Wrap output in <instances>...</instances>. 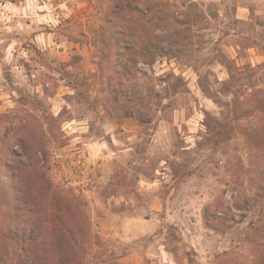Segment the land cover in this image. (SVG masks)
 Listing matches in <instances>:
<instances>
[{"label": "rangeland", "instance_id": "obj_1", "mask_svg": "<svg viewBox=\"0 0 264 264\" xmlns=\"http://www.w3.org/2000/svg\"><path fill=\"white\" fill-rule=\"evenodd\" d=\"M5 35L45 67L41 98L11 93L40 115L0 109V264H57L60 243L79 264H264V0H0Z\"/></svg>", "mask_w": 264, "mask_h": 264}, {"label": "crops", "instance_id": "obj_2", "mask_svg": "<svg viewBox=\"0 0 264 264\" xmlns=\"http://www.w3.org/2000/svg\"><path fill=\"white\" fill-rule=\"evenodd\" d=\"M12 5L15 7H22V9L29 8L32 10L30 11L31 14L29 20L31 24L29 25L36 23L38 26L39 23H42V21L49 16V12L45 10V5H42L41 3H37L36 5L31 3H13ZM5 36V44L0 47L4 53L2 56L0 54V109L11 111L15 108H21L25 111V116H30V111H34L37 115H40L38 105H32L24 99L22 101L17 100V97H20L21 95H33V97L41 98L44 84L39 78L30 79L28 72H30L31 77H38L36 75L42 73V69L45 67L41 60L43 54L39 55V52H37V55L31 56V52L28 54L27 51H23L25 54H21L22 51H18L15 54L13 52L14 57L13 55L12 57H9V53H11L9 49L16 46L18 38L15 37L16 35L14 37ZM39 39L40 33H36L32 38L33 41H39ZM61 56L62 52L57 50L53 51V55L50 56L52 57V60L50 61L51 66L47 67L48 71H57V67L60 65L59 59ZM18 57H25V59L22 61L19 60ZM3 60L4 62H2ZM78 65L79 64L76 62H70L67 64L66 68L71 69V71H77ZM13 91L18 95L17 97L11 95ZM47 99H49L47 105L52 115H58L60 110H64L65 107L67 109L70 106L67 100L63 99L58 92L48 96ZM87 144L89 147H93V145L96 146V144L99 143H94L93 139H89Z\"/></svg>", "mask_w": 264, "mask_h": 264}, {"label": "trees", "instance_id": "obj_3", "mask_svg": "<svg viewBox=\"0 0 264 264\" xmlns=\"http://www.w3.org/2000/svg\"><path fill=\"white\" fill-rule=\"evenodd\" d=\"M130 1L132 0H126V3L129 4ZM28 176V180L29 182L27 183L26 186L23 187H27L28 189H18L17 193L19 194H15V198L17 200V203L20 205H25L26 202V196H30L32 193H35L34 190L32 189L31 184L34 185V183L32 182V180L35 182V180H41V175L38 171H35L33 173H30ZM15 186V185H14ZM15 189L17 188L16 186L14 187ZM46 190L48 191H52V189L50 188V186H48L46 188ZM53 192V191H52ZM16 193V191H15ZM54 196L56 198H58L59 200H61V196L55 192ZM19 195V196H18ZM22 207H27L25 206H19L18 209H21ZM27 209L29 211H31V208L27 207ZM54 215H57L56 218V223H53L51 226L48 227V232L46 233L47 236L52 239L53 242H63V240H66V238L68 237H72L70 236L72 233L70 232L71 230L67 227L64 226V214L59 210L58 212L54 213ZM76 235V234H75ZM86 235V234H85ZM31 242H34L36 238H29ZM57 248V252H53V256L57 257V264H79V262L76 259V255L75 252L72 250L71 246L66 244V243H60L59 246H56ZM39 250V246L37 244H32L31 246H29L28 248V252L29 253H37V251Z\"/></svg>", "mask_w": 264, "mask_h": 264}, {"label": "built area", "instance_id": "obj_4", "mask_svg": "<svg viewBox=\"0 0 264 264\" xmlns=\"http://www.w3.org/2000/svg\"><path fill=\"white\" fill-rule=\"evenodd\" d=\"M73 165L76 167H81L85 165L84 162V151L79 147L76 146L75 149H70L68 150L61 159L60 164H58V166L53 167V172H55L56 175V171L58 170V167H64V165ZM60 165V166H59ZM61 170V169H59Z\"/></svg>", "mask_w": 264, "mask_h": 264}]
</instances>
